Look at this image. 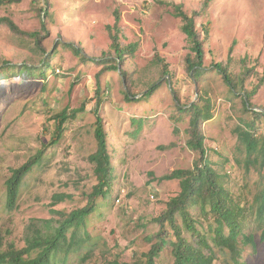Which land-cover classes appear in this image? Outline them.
Segmentation results:
<instances>
[{"label":"rangeland","instance_id":"obj_1","mask_svg":"<svg viewBox=\"0 0 264 264\" xmlns=\"http://www.w3.org/2000/svg\"><path fill=\"white\" fill-rule=\"evenodd\" d=\"M204 1L50 0L49 16L40 10L44 0L0 7V19L8 17L26 32L41 31L37 45L0 21V233L6 242L22 248L33 222L45 230L44 220L57 218L52 208L71 211L87 203L86 194L98 183V102L111 154L112 192L99 199L76 239L68 233V242L75 243L66 264L144 259L142 254L158 241L160 224L153 219L181 191L179 179L163 176L193 168L200 157L188 144L190 114L179 106L211 99L213 118L202 124L209 160L233 196L256 200L264 189V169L247 170L235 128L255 120L256 132L264 136V116L254 113L264 111V0H212L207 7ZM176 4L200 13L196 27L202 39V24H211L204 44L205 73L198 79L187 69L193 53ZM117 16L120 42L136 44V50L115 70L110 68L117 62L108 26L115 25ZM216 63L239 84L235 93ZM152 85L157 88L141 98ZM245 92L253 93L249 110ZM61 112L69 118L62 138L51 144L54 116ZM41 150V162L26 174L16 207L9 209L8 179ZM55 194L70 197L52 205ZM190 212L206 231L209 223L199 207ZM253 229L258 248L248 247L241 264H264L263 229L253 224L246 232ZM185 235L196 239L187 230ZM171 240L157 264H175ZM214 249V263L223 264V252ZM62 257L61 251L59 264Z\"/></svg>","mask_w":264,"mask_h":264},{"label":"trees","instance_id":"obj_2","mask_svg":"<svg viewBox=\"0 0 264 264\" xmlns=\"http://www.w3.org/2000/svg\"><path fill=\"white\" fill-rule=\"evenodd\" d=\"M23 0H0V7L7 4L19 3ZM39 1V0H34ZM212 0H205L204 6L207 7ZM48 6L50 0H44V6L40 8L45 16H49ZM175 14L182 19V29L187 35L191 44L193 56L187 58V69L192 72L195 78H200L205 73L204 44L210 34L211 24L206 22L202 24V31L205 35L201 38L200 32L196 27V18L200 14L198 11L188 13L181 4L174 5ZM119 16H117L114 26H108L112 36L111 49L115 52L117 64L111 66V69H120L126 56L133 54L136 50V44L122 45L119 39ZM6 23L9 28L16 33H25L35 40L37 45L41 43V31L26 32L23 31L12 19L4 17L0 19ZM42 29L46 28V22L42 21ZM116 29V33L112 31ZM113 33V34H112ZM68 45L75 46L71 43ZM77 50V49H75ZM78 54H81L77 50ZM83 55V54H82ZM85 56V55H83ZM215 68L223 75L224 81L235 93L238 89V83L234 80L232 74L221 63H216ZM167 72V71H165ZM242 83V80H238ZM243 84H240L242 86ZM157 86L152 85L145 95L141 98L149 97ZM243 89V88H242ZM253 93L245 92V106L249 110L252 103L249 102ZM99 106V102L97 104ZM98 106L96 109L95 137L98 144L97 167L98 183H96L90 193L86 194L87 203L82 207H77L71 211L52 208V212L57 215L53 220H44L47 229H42L37 222L30 226L29 233L26 236L27 245L18 248L14 242H6L4 235L0 233V264H59L58 256L62 251L63 257L61 264H66L78 232L86 228L88 218L95 212L97 202L101 198H107L112 192V166L111 154L109 152L107 132L103 126V117L99 114ZM178 109L190 114L188 127V144L199 152L200 157L195 160L193 168H178L163 176L164 179H179L181 191L167 202V208L159 216L154 218L155 222L160 224L158 241L151 249L143 253V258H137L132 262H121L118 259L105 262L103 264H157L156 258L163 250L166 240L171 236L172 252L175 257V264H215L218 247L223 256V264H241V259L248 247L256 252L258 245L256 240L257 229L246 232L247 228L255 224L262 228V241H264V189L257 195L252 203L244 201L233 196L228 189L224 175L222 176L213 168L209 160L208 151L205 145V136L202 124L213 118V107L210 98L199 102H192L186 107L179 106ZM257 117L264 116V111H254ZM69 115L61 112L54 116L56 128L50 141L56 144L62 138L65 123ZM255 121V120H254ZM244 121L235 128L240 147L245 151V164L247 170L250 167L258 166L264 169V136L256 132L255 122ZM43 150L36 156L28 160L22 166L14 169L12 176L7 181V207L14 209L20 195L21 184L35 165L41 162ZM66 194H55L52 205L67 199ZM256 202V204H254ZM198 206L204 219L209 223L206 231L197 227L199 224L191 215L190 208ZM179 217L182 222H179ZM252 218L255 222L252 221ZM251 219V220H249ZM168 226V227H167ZM185 230L190 232L196 239L191 241L185 235ZM87 234V233H86ZM86 237V236H85ZM38 251L34 254L35 251Z\"/></svg>","mask_w":264,"mask_h":264}]
</instances>
